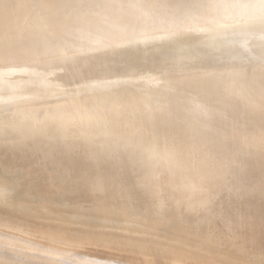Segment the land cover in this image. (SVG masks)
I'll use <instances>...</instances> for the list:
<instances>
[{"label":"rangeland","instance_id":"obj_1","mask_svg":"<svg viewBox=\"0 0 264 264\" xmlns=\"http://www.w3.org/2000/svg\"><path fill=\"white\" fill-rule=\"evenodd\" d=\"M2 1L3 0H1L0 2H2ZM15 1H16V3L13 4L14 6H13L12 10L9 11V14L7 13V15H10V16H7L6 20H8V21L5 22L6 26L4 28H2V31L0 32V39L3 35V37H2L3 39L0 40V52L3 50H6V49L9 52L7 55H4L3 57L1 56V53H0V80H1L0 86L1 85H7V83H8L7 80H9L13 83L12 84L13 86L11 84H9L7 86H9L10 88H14L13 93L22 94L25 91L29 92L30 89H27V90L25 89V91L20 90V88H23L25 85L21 81H23L27 77H30L29 79L36 78V76L34 74L26 75L27 73H25V71H27V70L34 71V72L40 71L43 74L47 75V79L49 78L51 80L55 79V77H56V80H57L56 83L58 85L54 84L55 85L54 86L51 83L46 84L47 79L43 76L44 77V78L42 77L43 79L40 78L36 81V86L38 88L44 90V91L52 92L55 94H52L51 96L39 98V99L29 100L26 102L19 101L18 103H15V104H8L7 103V104H4L3 106L0 105V107H1L0 108V157L3 156L1 151H3V147L5 146L6 143H10V144L13 142H17L20 144L22 143L23 147H25V145H29V148H27V149H29V153H30V151L33 152L31 154L34 155V159L36 158L35 160L36 161L39 160V161L36 162L31 157V159H28L27 162L29 160H30L29 162H32V163L35 162L33 164L38 165V168H40L39 167L40 164H43L39 171H44L46 169V170H49L48 172H52V169H53L52 167H54L53 164L56 163L57 161H59L58 163H60L61 160L64 159V157L68 156V155H66L67 153H64V151H62V150H65L64 145L67 143L66 136L68 135L69 130L64 129V130H61L58 133H55V134L50 135V136H48V135L47 136H41L44 128H47L48 127L47 125L49 124L47 121L42 122L41 118H47L58 107H61L63 105H69V106L71 105V108H72L75 115L79 116L80 114L83 113L84 115H89L90 118L91 117L93 118V121H91V123L83 124V127L81 126V129L84 130V131L82 130V133H81L83 135L87 131V129H89L91 126L93 127V125H94V127L97 128L98 120L109 121V111L112 110L113 108L118 109L119 107H123V108H125L126 111L128 110L127 111L128 113L126 115V117H128V119H136V120L141 122L142 116H141V113L138 112L137 108L135 107L136 102L138 100H141L144 98H148V99H150V101L153 100L154 98H156L159 102L152 103V104L155 105L157 108L161 109V111H162V115H160L159 119L161 121H163L165 119L163 121V122H166L165 123L166 124L165 129H164L165 133L160 128V127H162V125L160 126V125L156 124V125L149 127L148 125H143V123H141V126L139 127L140 129L138 128L139 130H137L136 126L133 127V129L137 130V132L135 131L132 133L133 136L139 135V136H142L145 138L147 135V137L145 138L146 140H152V139L154 140V138L157 137L155 135V133H156L155 131L159 130L158 132H160V133L157 132L156 134H161V132L164 134H168V132L173 133L179 129V128H176L177 124H178L177 127H185V128L197 127L200 130H202L204 133L202 131H201L202 133H199V134H196L195 132H193V133L190 132L184 138V140L185 139L187 140V142H185V144L190 145V146L189 145L188 146L192 149V152H196V150L198 149L197 150L198 154L201 155V153H203V156L201 155L202 156L201 157V156L197 155V152H196V155L199 156V158L205 157L209 161H211V158H212V160H215V159L220 160V159H222V157L224 155H227L229 158L227 160L223 161L225 166L230 167L231 161L233 159V161H234L233 167L235 169H237V171H235L236 172L235 175H233L234 177L227 176L226 179H224L223 181H220L219 183H216V185H215V189H214L213 194H212V196L214 195L212 197L213 200L210 199L211 201H209L208 204L212 205L211 203H212V201L216 200L215 196L218 193L219 196L217 195V199L220 200V202H221V203L219 202L220 207H218L219 204H216L218 202V201H216L214 203L217 206V208H215V206H214V208H212V206L214 205V203H213V205L210 206L211 208L207 204L206 209L203 210V211H208L210 208L209 211H211V209H214L213 213H212V211L211 212L208 211L209 213L205 212V217H206L205 223L207 222V225H208V222H209V221H207V218H208L209 220L215 222L216 224L214 223L215 225H212L213 222H212V224H211V222H209L211 224V225L209 224L211 226V228H210V226H207V225H204V226H207L208 227L207 229H210V232H209V230L205 229L204 231L203 230L198 231V232L196 231L197 234H195V235H191V233L189 232V228H191V227H190V225H188L186 230H188V232H189L188 236L191 239L188 238L190 241H187V242H190V244H189L190 246L194 245L193 242H197L198 244L200 242L199 246L203 245L205 248L208 246V244H210L209 247L210 246L211 247L210 248L207 247L206 250L203 249L204 248L203 246H202V248L196 247L197 250L199 248L201 249V250L199 249L200 251L196 250V252L199 253L201 260L204 261L206 259L205 264H207L208 261H209V264H211V263L218 264V263H220V261H221L220 264H223L222 261H225L226 263L228 262V264H229L231 260H232V262H231L232 264H233V262L235 264L238 261L239 262L236 264H242L241 261H243L244 264H260L261 262L264 264V252L260 246L261 243L264 242V237H263L264 232H262V230L264 231V226H262V225H264V223H263L264 218L261 216L262 213L264 212V208H263L264 207V201H263L264 198L262 197L263 194H262L261 190L257 187L258 186L257 182L259 180L258 164H259L260 159H261L260 153L264 151V145H263L264 142H262V141H264V132H263L264 131V125H261L255 129L249 123L255 115V114H253V111H252L253 106L258 105L259 110L264 111V109H263L264 108V99L262 98V97H264V94H263L264 93V64H263L264 57H262V58L254 57L253 58V55H251V48L249 45L250 42H252V41H258V40L264 41V31H263L264 28H260V30H262V31H259V29L257 28L259 26H255V24H251L254 22V19H257L258 17L264 21V14L255 15V14L250 13L247 15V14L243 13V11L241 10L243 8V6L241 4L236 6V7H233L234 10L232 12L227 13L226 10L224 9L225 7H222V5H221L223 3L218 2V0L216 2H212L213 0H206V1L202 0L203 4L199 0L201 2V5H203V7L201 5L198 6L200 8L197 7L196 9H194L195 13L192 12L191 13L192 15L187 14L188 16H186V13L184 12V11H186L184 8H186L187 6L186 7H184V6L186 5V3H188L189 1H192V0H185V1L184 0H163L164 2L162 0L161 1L160 0H140V5H138V6L136 5V1H138V0H135V2H132L133 0H125L123 3H120V4L117 3L118 0H101V1L100 0H78V1L77 0H67V1H65L63 3H59V4H58L57 0H38V3H35V1L37 2V0H35V1H33V0H27V1L19 0L22 2L21 3L18 2V4H17L18 0H15ZM223 1L231 2L233 0H223ZM10 2H12V0H10ZM25 2H27V3H25ZM2 3H0V7L2 6L1 5ZM29 3L32 5L35 4L34 5L35 7L31 6ZM39 3H41L42 5ZM157 3H159V4H157ZM163 3H164V5H163ZM166 3L168 5H166ZM183 3H184V5H183ZM21 4H24V6ZM26 4L28 7L26 6ZM172 4H174V5H172ZM204 4H205V7H204ZM53 6H55V7H53ZM70 6H72V7H70ZM114 6H117L116 7L117 11L116 10L114 11V9H112ZM167 6H170L174 11L170 7H167ZM172 6H175L177 10ZM180 6H182V7H180ZM2 7L0 8V14L4 13L3 15H5L6 7H4V5ZM16 7H17V9H16ZM18 7L19 8L22 7V8H20V10H19ZM69 7L71 9H68ZM159 7L162 9H160ZM26 8H28V9H26ZM21 9H23V10H21ZM30 9L33 10L32 13L30 12ZM166 9L172 10V12L167 11ZM179 9H180V11H179ZM1 10H4L5 12L1 11ZM25 10H27V11H25ZM137 10H139L140 12L137 13L136 12ZM35 11H36V13H35ZM95 11H96V14H95ZM162 11H164V12L161 14ZM182 11L185 14H183ZM167 12H169V13H167ZM18 13L20 14V16ZM88 13L90 15H88ZM126 14H128V15H126ZM172 14H173V16H172ZM82 15H83V17H81ZM182 15H184V16H182ZM77 16L78 17L80 16V17L78 18ZM176 16H179L181 18L180 19L181 21L177 22V20H176L177 23H175V24L173 22H170V20L175 18ZM9 17H11V18L9 19ZM87 17H89V18H87ZM86 19H89V20H86ZM82 20H83V23H82ZM183 20H185V21H183ZM87 21H89V23ZM39 22H42V23L40 24ZM22 23H25V24H22ZM84 23H85V25H84ZM52 26H53V28H52ZM82 26L85 27L84 28L85 31H83ZM43 27H44V29H43ZM77 29H81V30L78 31ZM201 29H204V30H201ZM76 30L78 32H76ZM73 31H75V32L73 33ZM80 31L82 32V35L80 34L81 33ZM55 32H58V33H55ZM83 33H86V35ZM63 34L64 35L66 34L65 37L67 35L68 36L65 38ZM172 35H174V36H172ZM5 36H7V37H5ZM54 37H56V38H54ZM171 37H173V38L174 37H176V38L181 37V40L178 41V40H176V38H174L175 41H170ZM45 38H47V39L45 40ZM51 38L54 39L55 42L56 41L59 42V40H60V42L61 41L62 42L59 44H58V42L56 44H54L55 42L53 40H51ZM7 39H9V40H7ZM156 39H159L160 42H158L159 43L158 45L153 47L154 40H156ZM47 41H48V43L49 42H51V43L46 44ZM111 41H112V43H111ZM44 44H46V45H44ZM240 44H244V45H242L243 47H240ZM57 45H59V46H57ZM44 46H45V48H44ZM49 47L51 48L50 52H49V50H47V49H49ZM26 48H27V50H26ZM30 49H31V51H29ZM52 49H53V51H52ZM103 49L104 50L106 49V50L104 51ZM33 50H34V52H33ZM45 50H47V51H45ZM58 50H59L60 54H59V52H57ZM64 50H66L67 52L65 51L63 53ZM68 50H70L71 52ZM113 50H115V51H113ZM36 51L39 53H37ZM90 51H92L91 52L92 54L90 53ZM99 51H102V52H99ZM124 51H126V52H124ZM123 53H126V54L123 56ZM19 54H21L22 56L20 55L21 56L20 57ZM30 54L31 55L34 54L33 57H31ZM84 54L86 55L85 58H84V56H85ZM11 55L12 56L17 55L18 57L15 56L13 58ZM7 56H8V59H7ZM23 56H24V58H22ZM11 57H12V59H11ZM19 57H20V60H19ZM42 57H43V60H42ZM119 57H120V59H119ZM2 58H4V59H2ZM82 59L84 61L83 62L84 67H81V70H78V67H76L77 69L75 68L74 71L78 70L77 74H75L73 71H68L67 67L70 68L72 65H74V66L78 65L77 63L79 62V60L81 61ZM76 60H77V63H76ZM114 61H115V63H114ZM233 62H235V63H233ZM116 63H119V64H116ZM229 63H231V64H229ZM224 64H226V65H224ZM185 65H187L188 67ZM189 65H190V67H189ZM210 65L214 66L215 68L214 67L208 68V67H211ZM250 65H252V66H250ZM202 66H203V68H202ZM205 66H207V67H205ZM61 67L65 68V69H62ZM59 69H61V70H59ZM165 69H168V72ZM169 70H171V71H169ZM159 72H160V74H158ZM110 74H112L113 77H110ZM135 74L139 75V76L137 75L138 79H136L137 76ZM143 75H145V76H143ZM58 76H61L62 78L58 77ZM107 76H108V78L114 79L113 80L114 82H111L112 84L110 82L108 84H107V82H105L99 86L98 85H91L92 87L90 86L89 82L94 81V80L99 79V78H100V80H102V78L105 79ZM135 76H136V78H135ZM152 76H154V77H152ZM81 77H83L82 81H81ZM125 77H128L130 79L124 80L123 78H125ZM139 77H140V80H139ZM143 77H144V81H143ZM78 78H80L79 82H77ZM151 78H153V80ZM130 80H132V81H130ZM129 81H130V83H129ZM257 81H259V82H257ZM135 82L136 83L139 82V85H142V84L146 85V87L145 86H139ZM145 82L146 83L150 82V83L145 84ZM73 83H75L76 85H74ZM149 84H152L153 86L149 85ZM49 86H50V89H49ZM72 86H73L74 90L72 89ZM96 86H97V88H96ZM104 86H105V88H104ZM256 86L258 87L259 92H258ZM138 87L141 89H139ZM142 87H144V88H142ZM67 88H68V91H67ZM80 88H82V89L84 88V89L80 90ZM254 89H255V91H254ZM251 93L253 94V96L255 95L256 97H254V98L250 97L252 95ZM261 94H262V96H261ZM236 96L238 97L239 102H233V100H235ZM247 96H249V97H247ZM97 98H100L98 103H94V100ZM226 98H227V103H225ZM239 98H241V99H239ZM249 98H251V99L249 100ZM253 99H255V100H253ZM256 99L257 100L259 99V100L256 101ZM229 100L231 102V103L229 102L230 105L228 104ZM248 102H250V103H248ZM34 104H36L37 108ZM246 105H248L249 108H248V106L246 107ZM2 108H5V109H3L5 112L4 111L1 112ZM34 108H36V109H34ZM246 108H248L249 110ZM189 109L191 110V112ZM36 111H37V113H36ZM187 111H188V114L186 113ZM12 112H13V114H11ZM203 112L206 115V119L207 118L209 119V120L207 119L208 121L205 120V122L207 121V123H205L204 121H202L200 119V116ZM241 112H242V117H241ZM34 113L36 115H34ZM190 113H191V115H190ZM177 114H179V115H177ZM181 114H184V115L187 114V116H184ZM180 115H181V117H180ZM33 116L34 117L36 116L35 117L36 119ZM183 116L186 118H184ZM126 117L125 116L119 117V122L122 124H125ZM182 118L184 119L183 121L185 122V124L183 121H181ZM59 119L61 120L62 118H59ZM239 119H242V120H239ZM3 120H4L5 125L2 122ZM12 120H14V122ZM176 120H177V122H176ZM243 120H246V121L244 122ZM21 121H23V122H21ZM31 121H34V122L36 121L35 122L36 126H31V125H34V122L32 123ZM228 121H229V123H228ZM236 121H238L239 123ZM59 123H61V122H59ZM135 123H137V122H135ZM198 123H200V124H198ZM210 123L212 125L211 127H209ZM230 123L233 125H231ZM242 123H244V124L242 125ZM26 125L28 126V128L26 127ZM133 125H135V124H133ZM206 125H208V126H206ZM214 125H215V127H214ZM234 125H236V126H234ZM147 126H148V128H146ZM167 126H168V128H166ZM25 127L28 130H30L32 127H34L35 129L32 128L34 130L31 129V132H32L31 133L27 129H26V131H24ZM208 128H210V129L208 130ZM12 129H13V132L15 130H17L18 133H16V131L13 133ZM228 129L229 130L234 129L235 131L238 130V133H237L238 137H240L241 138L240 140L244 142V145L241 146V148L238 150V152L236 151L237 152V154H235L236 156L233 154L231 155L230 149H228L227 151H221L222 154L219 150H217V144L219 145L222 142L227 143V144L229 143V146L232 145L231 140L229 141L225 137V133L227 132ZM6 130H9V131L6 132ZM147 130L149 131V133H152V134L150 135ZM20 131L22 133L21 135H20ZM166 131H167V133H166ZM23 132H25V133L23 134ZM26 132L27 133L29 132L31 134H29V133L27 134ZM262 132H263V135H262ZM94 133H93L94 134L93 136H101V133L97 130L94 131ZM25 134H26V137L28 135V141H27V138L25 136H23ZM34 134H36V135H34ZM200 134H202V137ZM116 135H120V134H116ZM261 135H262V137H261ZM63 136H64V138H63ZM150 136H152V137H150ZM214 136H215V138H214ZM30 138L31 139L34 138L35 140L34 139L33 140L35 142L33 140H31ZM38 138H39V140H38ZM83 138L82 139L77 138V139H73L72 141H69L71 148L73 149L74 145H77L76 143H78L79 145L83 146V148H85V151L88 150L91 153L90 158L93 157L92 158L93 160L91 159L90 161L96 162V163L89 162V165L86 164L81 168H80V166H78V169H77V166H76V168L74 166L76 164H74V165L72 164L73 162H71L72 165L70 164L68 167H63V168L61 167L60 170L63 169V172L66 173V174H62L61 181L62 182H70L73 180V182H74L77 179L79 184H81L82 182H89V185H92V186L90 188H88V190L93 192V190L97 191V189L99 188L98 185L94 184L96 181V173L105 172L108 168H110L109 163L112 164V162H115L118 159V157L119 158L123 157L127 152H126V150L120 151V152L114 150L112 148L113 145H111L114 142L113 139L112 140L111 139L110 140L105 139L104 141H95V142L91 141L90 144L86 145L88 140L82 142ZM199 138H200V140H199ZM212 138L213 139L218 138V139L213 141ZM22 139H25V142H26L25 145H24V141H22ZM64 140H65V142H63ZM108 141H109V143H108ZM202 141H204L203 144H202ZM30 142H31V144H30ZM32 142L34 144H32ZM190 142L195 144V146L192 145V143L190 144ZM2 143H4V144H2ZM81 143H83V144H81ZM197 143H199L201 146H197L196 145ZM206 143H207V146L209 148L206 146ZM212 143H213V145H211ZM30 145H32V146L30 147ZM204 145L207 147V149H205L206 147L205 148L203 147ZM47 146H48V148H47ZM62 147H63V149H62ZM198 147L200 148V150ZM202 147L205 150H203ZM18 148L19 147H7V150L9 149L11 151L12 157L14 156L13 159H16V160H17V157L20 155L18 153H19V150L21 148L20 149H18ZM246 148L248 149V151H246ZM15 149H17V150H15ZM79 149L82 150V147L81 148L79 147ZM15 152L17 153V155ZM205 152H207V153H205ZM210 152L213 153V154L211 153L213 156H210L211 155ZM204 153L206 156L204 155ZM193 154H195V153H193ZM207 154H208L209 158L207 157ZM36 155H37V157H35ZM94 155L97 157V159H99V161L101 160L100 158H102L103 162L105 164L107 163L106 165H109V167L104 165L102 161H100L101 163L98 160H97L98 162L94 161V159L96 160ZM214 155H215V159L213 158ZM104 156H105V158H104ZM41 157H42V159H41ZM0 159H2V158H0ZM206 159H203V160H205L204 162H208V160H206ZM46 160L48 162L47 167L43 168V166L46 165V162H45ZM137 160L136 161L133 160L135 163L134 162L130 163L129 168L128 167L124 168V171H125V169H127L125 172L123 171V169L122 170L121 169H116V170L114 169V171L117 173H120V174H124V173L129 174L133 179H137L138 181H140V179H142L146 176L153 174L154 169L151 166H145L144 168L138 170L137 165L139 163H141V160L140 159L138 161ZM49 162H51V164H49ZM201 162H202V164H204L203 161H201ZM24 163H26V162L24 161ZM24 163L21 162L19 164L21 166ZM97 163H98V165H97ZM6 165H7V163H4V161H0V171L1 172L4 171V169H7ZM17 165H18V163H17ZM20 166L15 167L14 170L17 171L20 168H22ZM65 168H66V171L64 170ZM14 170H12V171L8 170V174H5L7 179L11 178V180H12V178H13V180L15 181L14 177L16 178L17 175L14 174ZM131 170H134L136 173L134 171H132V173H131L130 172ZM12 173H13L12 176H14V177H11ZM136 174H138L139 176ZM66 176L70 177L71 179L70 178L68 179ZM80 180H82V181H80ZM77 181H76V183H78ZM232 183L234 184V187H233ZM248 190L250 192L247 193ZM234 191H236V192H234ZM232 193H233V195H232ZM228 194L230 195L231 198L229 197ZM257 195H259V196H257ZM236 196H238L240 198V201L243 200L242 203L240 202L242 205L240 203H238L239 200L238 201L234 200L235 203H233V199H236V198L239 199ZM244 196L248 200L249 206L251 208L248 206V202H247V200H245ZM241 197H242V199H241ZM225 199H231L229 201L230 202L232 201V203H229V201L225 200ZM252 199L255 202L259 201L258 203H256L257 205L254 204ZM222 200H225L224 201L225 203ZM226 202H228L230 205ZM261 202H262V204H261ZM243 203H244V205H243ZM222 204H223V206L228 204L227 206H229V207H227V209H226L227 211L225 210L226 206H224V208H223V206H221ZM231 204L233 207H230ZM233 204H235V205L239 204V205H241L242 208L243 207L246 208L244 210H246V212H245L246 214L248 212L247 216H249V217H247L246 214H243L244 210L242 208H241V211H242L241 212L240 208H238L239 206L237 205L236 207H234ZM17 205H19L18 200H15V199L11 200L10 198L6 199L4 196H2L0 198V215L3 214V215H1V216H3V220L6 218L5 220L10 222V223H7L4 220L3 225L5 227L0 226V236L7 238V239H11V240L16 239L17 241L10 243L12 245L17 243L19 245L28 246V247H32V248L34 246H36L33 249L36 251L38 250L40 253H42V252L43 253L44 252L53 253V250H55V252L58 250L61 254L63 252H65V254L68 253L67 255H69V256H74L75 252H76V255H77V253L81 255L83 252H85V253L87 252L88 256H87V253L86 254L83 253L81 255L83 257H79L80 260H81V258L83 260V261L81 260L82 261L81 264H84V263L89 264V262L93 263V264L94 263L95 264H106V263L110 264L111 261L113 264H120V263L121 264H123V263L124 264L125 263L126 264H132V263L133 264H155L154 261L151 260L152 258H150V256H146L145 259L147 260V262H142L144 260L139 259V257H137V256H136L137 257V259H136L135 256H132L130 254H129L130 256L128 255L129 257H127L126 256L127 254H125V253H120L121 255H119V252L113 253L112 251L108 250V248L105 249V247H103L104 244H109L110 242L109 243L102 242L101 239L100 238L98 239L97 237L96 238L98 240L94 239L95 241L94 240L93 241L94 242H101V247H103L105 250L100 248L99 246L98 247L100 249L97 250L98 247H97V245H94V244H87L88 245V247H87V245L85 243L84 244L82 242L80 243V241H78L80 244H79V246H77L78 244H77L76 239L73 240L72 242H70L72 239H70V238L67 239L64 236H61V238H60V235L58 236V235H55L54 233H52L51 234L52 236H51V235H49L51 231L53 232V231L59 229L57 227V225L55 224V222H52L54 224L49 223L51 221H54L53 220L54 218H51L47 223L46 220H43V219L40 220V218H33L32 217L34 220L33 221L32 218L29 217L28 214H26V218L28 217V219H26L25 215L23 216V212H19L17 210ZM24 206L30 208V206H34V205H32V203L31 204L27 203V204H24ZM260 206H262L263 209ZM207 207H209V208H207ZM254 207H256V210H258L260 212L262 210L263 211L260 213V212L255 210L256 211V213H255ZM222 209H224V210H222ZM231 209H232V212L230 211ZM250 209H251V211H250ZM217 210L218 211L222 210V212L224 211V213L228 212L227 214L229 216L228 215L224 216V214L222 212L218 213ZM234 210H236V211L238 210L237 213H235L236 211H234ZM214 211H215V213L217 212L219 215L217 213L215 215ZM230 212L232 213V215H230L231 214ZM233 212H234V214H233ZM239 212H241V213H239ZM197 213H199V212H197ZM221 213L223 214L222 216H220ZM130 214L132 217L127 218L126 221L129 222L130 224L136 223L135 222V219H136L135 216L137 214V211L132 210V213H130ZM210 214H212V216L214 214V216H216V219L214 218V216H213V218H210V216H211ZM250 214H252V215H250ZM255 214H257V216H255ZM217 215L219 218L221 217L220 218L221 222H223L222 219H224L225 217H229V218H226L227 220L232 218L234 215H236V217H233L235 219V221L233 218H232V220H230L231 222L228 220L229 223H227L226 219H224V221H226L227 224H225L223 222L222 223L223 226H221L222 225L221 223L216 222L218 219ZM240 216H241V219H240ZM242 217L246 218L248 222L250 220L252 222H254V223L251 222L252 226H254V227H252L250 225L251 223H246L247 222L246 219L244 220V222L246 221L245 224H243V221L241 222ZM255 217L257 219V223L259 224V228L257 230L260 231L262 229L261 233H259V231L255 230V228L258 227V226L254 225L256 223ZM251 218H253L255 221H253V219H251ZM0 219L2 220V217ZM1 220H0V222L2 224L3 220L2 221ZM19 220H21L20 222H22L23 224L20 223ZM26 221H28V223ZM36 221L39 223H37ZM41 221H45V222H41ZM232 221H234V222H232ZM5 222L11 228L6 227L7 224ZM11 222H14L15 225L17 226V228L20 227L21 231L19 230L20 228L19 229L14 228L16 226H13L14 223L12 224ZM24 222H25V224H24ZM117 222L119 223L120 221H117ZM16 223H18V224H16ZM29 223L31 225H28V226H30V227L33 226L34 230L29 227L31 230L26 228L27 231L29 230L28 231L29 233H25L26 230L24 232H22L23 231L22 230L23 225L25 228V225L27 227V224H29ZM153 223H154V221L152 222V225L155 226V224H153ZM230 223H233L232 226ZM237 223H239L240 226L237 225ZM19 224H21L22 227H21V225L19 226ZM33 224L38 225V226H36V229H35V226ZM76 224L78 225V223H76ZM146 224H147V222H146ZM70 225L71 224H69V226ZM72 225H74V222H72ZM228 225H229V227L230 226L232 227V228L230 227L231 229H233V227H234L235 229H233V231H237V233L233 232L229 227H227ZM234 225L235 226L237 225V226L235 227ZM247 225L248 226L250 225V226L248 228H244V227H247ZM212 226H214L215 230L212 229L213 228ZM219 226L220 227L225 226L224 228H226V230H227V228L229 230H231L232 232L228 231V230H227V232L232 233L234 235V237L232 234H231L232 236L229 235V233L227 234V232L225 230L223 231L224 228L219 229L218 228ZM239 227L242 228V230L239 229ZM40 228H42V229L40 230ZM162 228L163 227H161V229ZM49 229H51V230H49ZM67 229H71V227H68ZM243 229H244V231H243ZM251 229L252 230L254 229V230L252 231ZM32 230L34 231V234L32 233L33 236L32 235L30 236L29 234H31ZM43 230L44 231L49 230L48 231L49 234L47 232V235H46V231L44 232L45 233L44 234ZM183 230L181 232L180 231L177 232V235H179V234L184 235ZM221 230L223 232H221ZM41 231H42V233H41ZM205 231H207V233ZM213 231H215L214 234L217 237H215V235L213 234ZM240 231L244 232L245 234L243 233L244 235H242ZM251 231H252V234H250ZM18 233H19V235H18ZM106 233H105V237L109 238V236H111L110 235L111 233H108V234H106ZM222 233H224L223 236H222ZM247 233L249 234V236ZM253 233L255 234V236L253 235ZM258 233H259V236L261 234V237H263V238L256 235ZM35 234H40V235H38V237H35L36 236ZM41 234H44L47 239H48V237H50L51 241L54 240L53 238H55L56 240H54V242L52 241L53 243H51L50 240H46V238L44 236H42ZM225 234L227 237L225 236ZM235 234L237 236H235ZM238 234H239V236L240 235L243 236V238H241V236H240V238L237 239L236 237H238ZM20 235H21V237H20ZM24 235L27 237V239ZM219 235H221L222 239H221V237H219ZM252 235L254 236V238ZM39 236L41 238L42 237L43 238L41 239V238H39ZM55 236H57V237H55ZM247 236L248 237L252 236V237H250L251 242H250V239L247 240L248 239ZM256 236H258L257 239H256ZM168 237L170 239H172L171 234ZM229 237L230 238L233 237L236 239L233 240V238L230 239ZM31 238L33 240H31ZM57 238H59L58 239L59 241L61 239H62V241H64V240L67 241L68 245H70L68 243V241L70 239L69 242L71 243V246L69 247L66 244H64L65 246H63L62 242H61L62 244H60L58 246ZM225 238H228V240ZM258 238L260 241L259 242L255 241V239L258 240ZM35 239H37V240H35ZM112 239H113V237H112ZM132 239L135 241L138 240L137 237H133ZM219 239H221V240H219ZM23 240H24V242H23ZM116 240H117V242H121V237L117 236ZM183 240H186V239H183ZM225 240H227V241L225 242ZM235 240H237V242ZM45 241H47V242H45ZM74 241H76V242H74ZM223 241H224V243H223ZM241 241L242 242L244 241L247 244L250 242L249 244H251V245H249V246H251V249L252 248L253 249L251 250V249H249V247L247 249H249V251L251 250L253 253H250L251 251L249 252L247 249H245L248 245H246V243H244V242L242 243ZM254 241H255V243L258 242L260 244L259 245L257 243L256 245L260 246V247H258V246L257 247L260 248L261 251L259 249L257 251L254 250V249H257V247L253 246ZM73 242L76 243L77 245H74ZM140 242H142V241L139 240L137 243H140ZM34 243H36V244H34ZM72 243H73V246H72ZM231 243L234 244L235 246L232 245ZM45 244H47V245H45ZM238 244H240L242 248L241 247L239 248L240 245H238ZM242 244H243V246H242ZM50 245H51V247H50ZM91 245H94V248L91 247ZM245 245H246V247H245ZM162 246H164L165 248L168 246L171 249V246L168 244L163 243ZM49 247L53 248V249H50ZM89 247H91L93 249H91V248L89 249ZM96 247H97V249H96ZM168 247L166 249H169ZM220 247H221V249H220ZM263 247H264V243L262 244V248ZM57 248H59V249H57ZM80 248H82V249H80ZM190 248L195 249V247H190ZM49 249L52 251H49ZM64 249H66V250H64ZM202 249L206 252L207 255H208L207 250H211V252L209 251L210 252L209 256L211 254H212L211 255L212 257L215 255L216 258H220V256H221V258H220L221 260L218 259V260H220V261H218L215 257H214L215 259L214 258L212 259L209 256L205 257L204 256L205 252L202 251ZM60 250H62V251H60ZM69 251H71V252H69ZM108 251H110V253L111 252L112 253L110 254ZM217 251L220 254H218ZM223 251H225V253H223ZM254 251H256V253H258V251H260V252L258 254H256V253H254ZM57 252H56V254H57ZM72 254H74V255H72ZM94 254L97 255V260H96V258L93 257V256L96 257V255H94ZM113 254L116 255L117 257L115 256L113 258ZM222 254H225L228 256L227 257L225 255L222 256ZM250 254H252V255H250ZM51 255L52 254H50V256ZM57 255H56L57 257L55 256L56 258H58L60 256L59 254H57ZM105 255H107V256H105ZM52 256H51V258H52ZM89 256L93 257L95 260L94 259L92 260V258L89 259L88 258ZM121 256H123V257L121 258ZM125 256H126V258H125ZM251 256H253L254 258ZM258 256H259V258H258ZM55 257H53V258H55ZM85 257H87L88 260ZM207 257H209V258H207ZM225 257L228 259H226ZM222 258H224V259H222ZM244 258L246 260L248 258L249 259L246 262V260ZM99 259H101L102 261ZM104 259H105V261H104ZM107 259H108V261L111 259L110 262H108ZM125 259L127 262L125 261ZM116 260H117V263H116ZM213 260H215V261H213ZM235 260H237V261H235ZM251 260H252V263H251ZM95 261L98 263H96ZM253 261H257L258 263L253 262ZM225 262H224V264H225Z\"/></svg>","mask_w":264,"mask_h":264},{"label":"bare ground","instance_id":"obj_2","mask_svg":"<svg viewBox=\"0 0 264 264\" xmlns=\"http://www.w3.org/2000/svg\"><path fill=\"white\" fill-rule=\"evenodd\" d=\"M1 1V0H0ZM27 1V0H25ZM35 1V0H33ZM67 0H57L58 4L59 3H63ZM78 1V0H77ZM101 1V0H100ZM99 1V2H100ZM119 1V2H118ZM117 3H123L125 0H118ZM161 1V0H160ZM163 1V0H162ZM185 1V0H184ZM194 1V2H193ZM202 2V0H200ZM199 0H192V1H189L188 3H186V5L184 8L186 11H184L186 13V16H188L189 14L192 15L191 13L194 12L198 6L201 5V2ZM206 1V0H205ZM217 0H213L212 2H216ZM3 2V3H2ZM1 5L4 7H6V12L4 10H1V11H4L5 12V15L3 14H0V32L2 31V28H4L6 25V20L7 19V16H10V15H7V13L9 14V11L12 10L13 8V4L16 3L15 0H12V2H10V0H3ZM21 3L22 1H17V4ZM132 2H135V0H133ZM164 2V1H163ZM218 2H221L223 4L222 7H225L224 9L226 10L227 13H230L234 10L233 7H236L238 5H242L243 8L241 9L243 11V13L245 14H255V15H262L264 14V0H233L231 2H225L223 0H218ZM27 3V2H25ZM31 3V2H30ZM29 3V4H30ZM35 3H38V0L37 2L35 1ZM43 3V2H42ZM67 3V2H66ZM71 3V2H70ZM69 3V4H70ZM86 3V2H85ZM84 3V4H85ZM101 3V2H100ZM168 3V2H167ZM166 3V5H168ZM28 4V5H29ZM41 4V3H39ZM102 4V3H101ZM100 4V5H101ZM159 4V3H157ZM203 4V2H202ZM6 5V6H5ZM20 5V4H19ZM24 6V4H21ZM31 6H34L32 4H30ZM37 5V4H36ZM42 5V4H41ZM44 5V4H43ZM55 5V4H54ZM136 5H140V0L136 1ZM164 5V3H163ZM162 5V6H163ZM174 5V4H172ZM177 5V4H176ZM175 5V6H176ZM182 5V4H181ZM184 5V3H183ZM219 5V4H218ZM1 6V7H2ZM16 6V5H15ZM27 6V4H26ZM56 6V5H55ZM53 6V7H55ZM75 6V5H74ZM73 6V7H74ZM160 6V5H159ZM175 6H172L176 9ZM203 7V5H201ZM0 7V8H1ZM28 7V6H27ZM35 7V6H34ZM40 7V6H39ZM45 7V6H44ZM43 7V8H44ZM72 7V6H70ZM68 8V9H71V8ZM116 7L117 6H114L112 9H114V11L116 10ZM166 7V6H165ZM167 7H170V6H167ZM182 7V6H180ZM204 7H205V4H204ZM3 8V7H2ZM19 8V7H18ZM22 8V7H20ZM19 8V10H20ZM37 8V7H36ZM105 8V7H104ZM135 8V7H134ZM160 8V7H159ZM171 8V7H170ZM200 8V7H198ZM17 9V7H16ZM25 9V8H24ZM28 9V8H26ZM33 9V8H32ZM30 9V12L32 13V10ZM40 9V8H39ZM90 9V8H89ZM96 9V8H95ZM162 9V8H160ZM172 9V8H171ZM237 9V8H236ZM23 10V9H21ZM94 10V9H93ZM100 10V9H99ZM167 11H170L172 12V10H169V9H166ZM177 10V9H176ZM175 10V11H176ZM15 11V10H14ZM18 11V10H17ZM16 11V12H17ZM27 11V10H25ZM29 11V10H28ZM117 11V10H116ZM174 11V10H173ZM180 11V9H179ZM182 11V12H183ZM15 12V13H16ZM42 12V11H41ZM137 13L140 12L139 10L136 11ZM160 12V11H159ZM164 11L161 12V14L163 13ZM177 12V11H176ZM183 12V14H185ZM197 12V11H196ZM13 13V12H12ZM20 13V12H19ZM18 13V14H19ZM30 13V14H31ZM36 13V11H35ZM93 13V12H92ZM100 13V12H99ZM135 13V12H134ZM169 13V12H167ZM179 13V12H178ZM181 13V12H180ZM195 13V12H194ZM11 14V13H10ZM14 14V13H13ZM95 14H96V11H95ZM114 14V13H113ZM129 14V13H128ZM126 14V15H128ZM176 14V13H175ZM182 14V13H181ZM188 14V15H187ZM37 15V14H36ZM35 15V16H36ZM86 15V14H85ZM88 15H90L88 13ZM197 15V14H196ZM12 16V15H11ZM20 16V14H19ZM18 16V17H19ZM173 16V14H172ZM184 16V15H182ZM185 16V17H186ZM195 16V15H194ZM37 17V16H36ZM78 17V16H77ZM80 17V16H79ZM78 17V18H79ZM83 17V15L81 16ZM86 17V16H85ZM11 17H9L10 19ZM89 18V17H87ZM167 18V17H166ZM30 19V18H29ZM32 19V18H31ZM37 19V18H36ZM161 19V18H160ZM174 19V20H173ZM170 20V22H173L174 24L177 23L178 21H181L180 17L179 16H176L175 18H173ZM79 20V19H78ZM86 20H89V19H86ZM92 20V19H91ZM90 20V21H91ZM177 20V22H176ZM39 21V20H38ZM185 21V20H183ZM51 22V21H50ZM81 22V21H80ZM79 22V23H80ZM85 22V21H84ZM89 23V21H87ZM190 22V21H189ZM8 23V22H7ZM40 24L42 22H39ZM47 23V22H46ZM82 23H83V20H82ZM22 24H25V23H22ZM36 24V23H35ZM49 24V23H48ZM53 24V23H52ZM251 24H255V26H259L257 27L259 29V31H262L260 30V28H264V21L262 19H260L259 17L257 19H254V22L251 23ZM82 25V24H81ZM85 25V23H84ZM190 25V24H189ZM8 26V25H7ZM48 26V25H47ZM50 26V25H49ZM54 26V25H53ZM52 26V28H53ZM10 27V26H9ZM83 27V26H82ZM25 28V27H24ZM42 28V27H41ZM85 27H83V31ZM27 29V28H26ZM44 29V27H43ZM205 29V28H204ZM204 29H201V30H204ZM48 30V29H47ZM56 30V29H55ZM78 31L81 30V29H77ZM76 30V32H78ZM88 30V29H87ZM95 30V29H94ZM264 31V29H263ZM28 32V31H27ZM72 32V31H71ZM75 31H73L74 33ZM81 32V31H80ZM87 32V31H86ZM191 32V31H190ZM55 33H58V32H55ZM90 33V32H89ZM61 34V33H60ZM82 35V32L80 33ZM86 35V33H83ZM56 35V34H55ZM64 35V34H63ZM66 35V34H65ZM64 35V37H65ZM89 35V34H88ZM92 35V34H91ZM14 36V35H13ZM68 36V35H67ZM66 36V37H67ZM75 36V35H74ZM159 36V35H158ZM174 36V35H172ZM3 37V35H2ZM1 37V39H3ZM7 37V36H5ZM45 37V36H44ZM57 37V36H56ZM54 37V38H56ZM63 37V38H64ZM65 37V38H66ZM162 37V36H161ZM48 38V37H47ZM45 38V40L47 39ZM53 38V37H52ZM54 41V39H52ZM59 38V37H58ZM114 38V37H113ZM153 38V37H152ZM176 38V37H174ZM173 37H171L170 41H175ZM0 39V40H1ZM9 40V39H7ZM16 40V39H15ZM49 40V39H48ZM106 40V39H105ZM176 40H181V37H177ZM50 41V40H49ZM64 41V40H63ZM108 41V40H107ZM55 42V41H54ZM58 41H56L54 44H56ZM62 42V41H61ZM60 40L58 42L61 43ZM65 42V41H64ZM160 42L159 39H156L154 40V43H153V47H155L156 45H158ZM169 42V41H168ZM5 43V42H4ZM45 43V42H44ZM51 43V42H49ZM48 41L46 44H49ZM112 43V41H111ZM44 44V45H46ZM107 44V43H106ZM25 45V44H24ZM108 45V44H107ZM242 45L244 44H240V47H243ZM250 48H251V55H253V58L254 57H259V58H262L264 57V41L262 40H258V41H252L250 42ZM8 46V45H7ZM59 46V45H57ZM27 47V46H26ZM47 47V46H46ZM107 47V46H106ZM110 47V46H109ZM45 48V46H44ZM57 48V47H56ZM32 49V48H31ZM31 49L29 51H31ZM37 49V48H36ZM39 49V48H38ZM73 49V48H72ZM27 50V48H26ZM35 50V49H34ZM33 50V52H34ZM51 50V48L49 47V49ZM45 50V51H47ZM71 50V49H70ZM68 50V51H70ZM104 50V49H103ZM106 50V49H105ZM104 50V51H105ZM117 50V49H116ZM40 51V50H39ZM44 51V50H43ZM53 51V49H52ZM66 50L63 51V53L65 52ZM103 51V52H104ZM108 51V50H107ZM115 51V50H113ZM17 52V51H16ZM37 52V51H36ZM35 52V53H36ZM41 52V51H40ZM55 52V51H54ZM59 52V50L57 51ZM62 52V51H61ZM67 52V51H66ZM71 52V51H70ZM92 51H90L91 53ZM94 52V51H93ZM99 52H102V51H99ZM117 52V51H116ZM126 52V51H124ZM1 53V56L3 57L4 55H7L9 52L8 50H3L0 52ZM31 53V52H30ZM34 53V54H35ZM39 53V52H37ZM53 53V52H52ZM96 53V52H95ZM34 54H30L31 57H33ZM56 54V53H55ZM54 54V55H55ZM58 54V53H57ZM60 54V52H59ZM62 54V53H61ZM92 54V53H91ZM126 53H123V56L125 55ZM21 54H19L20 56ZM25 55V54H24ZM53 55V56H54ZM85 55V54H84ZM12 56V55H11ZM18 57L17 55H14L12 56L13 58L14 57ZM22 56V55H21ZM20 56V57H21ZM50 56V55H49ZM108 56V55H107ZM11 57V59H12ZM20 57H19V60H20ZM26 57V56H25ZM86 57V55L84 56V58ZM24 58V56L22 57ZM46 58V57H45ZM81 58V57H80ZM83 58V57H82ZM4 59V58H2ZM7 59H8V56H7ZM38 59V58H37ZM87 59V58H86ZM113 59V58H112ZM120 59V57H119ZM14 60V59H13ZM42 60H43V57H42ZM118 60V59H117ZM24 61V60H23ZM40 61V60H39ZM42 62V61H41ZM44 62V61H43ZM83 59L77 63V60H76V63L78 65H72L70 68L67 67L68 71H73L75 74H77L78 70H81V67H84V64H83ZM244 62V61H243ZM106 63V62H105ZM113 63V62H112ZM115 63V61H114ZM235 63V62H233ZM242 63V62H241ZM258 63V62H257ZM50 64V63H49ZM111 64V63H110ZM116 64H119V63H116ZM231 64V63H229ZM245 64V63H244ZM261 64V63H260ZM263 64H264V61H263ZM226 65V64H224ZM236 65V64H235ZM246 65V64H245ZM184 66V65H183ZM187 66V65H185ZM211 66V65H210ZM220 66V65H219ZM248 66V65H247ZM252 66V65H250ZM78 67V70L74 71V69ZM188 67V66H187ZM190 67V65H189ZM201 67V66H200ZM207 67V66H205ZM214 66H211V67H208V68H213ZM218 67V66H217ZM62 68V67H61ZM181 68V67H180ZM183 68V67H182ZM196 68V67H195ZM199 68V67H198ZM203 68V66H202ZM215 68V67H214ZM219 68V67H218ZM62 69H65V68H62ZM77 69V68H76ZM61 70V69H59ZM167 70L168 72V69H165ZM30 70H27L25 71V73H27L26 75H31V74H34L36 76V78H33V79H29L30 77H27L25 78L23 82L25 85L23 88H20V90H24L25 89H30L29 92H24L22 94H17V93H13L14 92V88H10L9 84H13L11 81L7 80L8 83L7 85H1L0 86V105H4V104H15V103H18L19 101L21 102H26V101H29V100H33V99H39V98H43V97H47V96H51L52 94H55V93H52V92H48V91H44L40 88H38L36 86V81L40 78H42L43 76L47 79V75L43 74L42 72L40 71H37V72H34V71H30ZM171 71V70H169ZM4 72V71H3ZM165 72V71H164ZM173 72V71H172ZM72 73V72H71ZM73 73V74H74ZM80 73V72H79ZM143 73V72H142ZM166 73V72H165ZM160 74V72L158 73ZM122 75V74H121ZM136 75V74H135ZM138 75V74H137ZM136 75V76H137ZM14 76V75H13ZM109 76V75H108ZM108 76L102 80L99 79H96L94 81H91L89 82L90 86L91 85H101L105 82H107V84L110 82H114L113 78H108ZM116 76V75H115ZM114 76V77H115ZM118 76V75H117ZM133 76V75H132ZM135 76V78H136ZM139 76V75H138ZM138 76L136 79H138ZM145 76V75H143ZM155 76V75H154ZM152 76V77H154ZM157 76V75H156ZM43 77V78H44ZM58 77H61V76H58ZM57 77V78H58ZM65 77V76H64ZM68 77V76H67ZM71 77V76H70ZM80 77V76H79ZM110 77H113L112 74H110ZM42 78V79H43ZM62 78V77H61ZM72 78V77H71ZM82 78L81 77V81H82ZM134 78V77H133ZM10 79V78H9ZM59 79V78H58ZM79 79L78 78V81L79 82ZM85 79V78H84ZM124 80H129L130 78L128 77H125L123 78ZM132 79V78H131ZM135 79V80H136ZM150 79V78H149ZM148 79V80H149ZM153 80V78H151ZM160 79V78H159ZM158 79V80H159ZM4 80V79H3ZM89 80V79H88ZM134 80V81H135ZM139 80H140V77H139ZM138 80V81H139ZM1 81V80H0ZM5 81V80H4ZM56 77L55 79L51 80V79H47L46 80V84L48 83H51V84H56ZM74 81V80H73ZM86 81V80H85ZM132 81V80H130ZM129 81V83H130ZM143 81H144V77H143ZM155 81V80H154ZM75 82V81H74ZM259 82V81H257ZM261 82V81H260ZM44 83V82H43ZM83 83V82H82ZM136 83V82H135ZM147 83H150V82H147ZM145 82V84H147ZM4 84V83H3ZM74 85H76L75 83H73ZM106 84V85H107ZM112 84V83H111ZM126 84V83H125ZM139 85V82L136 83ZM22 85V84H21ZM50 85V84H49ZM60 85V84H59ZM83 85V84H82ZM135 85V84H134ZM137 85V86H138ZM149 85H152V84H149ZM13 86V85H12ZM55 86V85H54ZM115 86V85H114ZM139 86H145L146 85H139ZM153 86V85H152ZM151 86V87H152ZM206 86V85H205ZM40 87V86H39ZM78 87V86H77ZM83 87V86H82ZM92 87V86H91ZM103 87V86H102ZM257 87V86H256ZM64 88V87H63ZM97 88V86H96ZM105 88V86H104ZM126 88V87H125ZM129 88V87H128ZM139 88V87H138ZM144 88V87H142ZM49 89H50V86H49ZM71 89V88H70ZM72 89H73V86H72ZM71 89V90H72ZM78 89V88H77ZM82 88H80L81 90ZM84 89V88H83ZM82 89V90H83ZM120 89V88H119ZM118 89V90H119ZM122 89V88H121ZM141 89V88H139ZM138 89V90H139ZM74 90V89H73ZM212 90V89H211ZM237 90V89H236ZM257 90H258V87H257ZM65 91V90H64ZM67 91H68V88H67ZM70 91V90H69ZM255 91V89H254ZM80 92V91H79ZM132 92V91H131ZM253 92V91H252ZM259 92V90H258ZM27 93V94H26ZM29 93V94H28ZM136 93V92H135ZM138 94V93H137ZM252 94V93H251ZM256 94V93H255ZM259 94V93H258ZM264 94V93H263ZM262 96V94H261ZM249 97V96H247ZM250 97H256L255 95L253 96V94L250 96ZM258 98V97H257ZM260 98V97H259ZM264 99V97H262ZM100 98H97L94 100V103H98ZM241 99V98H239ZM251 98H249L250 100ZM248 100V101H249ZM255 100V99H253ZM259 100V99H258ZM256 99V101H258ZM262 100V99H261ZM244 101V100H243ZM247 101V100H246ZM252 101V100H251ZM250 101V102H251ZM263 101V100H262ZM156 102H159L156 98H154L153 100L150 101V99L148 98H144V99H141V100H138L136 102V105L135 107L137 108L138 112L141 113V122L136 120V119H128V117H126L127 115V111L125 110V108L123 107H119L118 109L117 108H113L112 110L109 111V121H102V120H98V125H97V128L91 126L89 129H87V131L82 135V130L81 129V126L83 127V124H86V123H91V121H93V118L89 117V115H84L83 113L80 114L79 116L75 115L72 108H71V105H63L61 107H58L56 108V110H54L52 112V114H50L47 118H41V121H47L49 124L47 125L48 127L47 128H44L43 130V133L41 134V136H50V135H53L55 133H58L59 131L61 130H64V129H67L69 130L68 132V135L66 136V141L67 143L64 145V149L65 150H62L64 151V153H67L66 155H68L67 157H64L63 160H61V164L58 163L59 161H57L56 163L53 164L54 167H52V172H48L49 170H44V171H39L41 169V166L43 164H40V168H38V165L36 164H33L35 162H27L28 159H31V157L34 159V155H32L30 151L29 153V145H25V139H22V141H24V145L25 147H23L22 143H17V142H13V143H6L5 146L3 147V151H1V153L3 154V156H1L0 158V161H4V163H7V169H4V171H0V198L2 196H4L6 199L10 198L11 200L12 199H15V200H18V204L17 205V210L19 212H23V216L25 215V218H26V214H28L29 217H33V218H40V220H46L47 223L48 221L51 219V218H54L53 220L54 221H51L49 223H52V222H55V224L57 225V227L59 228L58 230H55V231H51L50 234H49V229L48 231H46V235H47V232L49 235H51L52 233H54L55 235H60V238L61 236H64L65 238H70L72 239L70 242H72L73 240H77V244L74 243L76 241H74V245H77L79 246V244L82 242L83 244L85 243L86 245L87 244H94V245H97V247L99 246L100 248L104 249L103 247H105V249L108 248V250L112 251L113 253L115 252H119V255H121L120 253H125L127 254L126 256L129 257L130 255L132 256H137L139 257V259H142L144 261L142 262H147V260L145 259L146 256H150V258H152L151 260L154 261L155 264H205L206 263V259L203 261L200 259V255L198 252H196L197 248L200 247L202 248V246L199 242V244L197 242H193L194 245L190 246V242H187V241H190L189 239V232L191 233V235H195L197 234L198 231H201V230H209L210 232V229H207L208 227L207 226H210L212 224L213 221L209 220L207 218V221L211 222V224L208 222V225H207V222L205 223V220H206V217H205V212H208L210 210V206L213 205L214 202L218 201L216 204H219L218 207H220V200L217 199V195L218 193L216 194V200L212 201V205H209V201H211L210 199H212V194H213V191L215 189V185L216 183H219L220 181H223L224 179L227 178V176H232L234 177L233 175H235V171H237V169H235L233 167V159L231 161V166L230 167H227L225 166V164L223 163V161L227 160L229 157L227 155H224L222 157V159L218 160V159H215V155H214V159L215 160H212L211 158V161H209L208 159H206L205 157L204 158H199V156H203V153H201V155L198 154V149L196 150L197 152V156L196 155V152H192V149L185 144V142H187V140L184 138L190 133V132H195L196 134H199V133H202L203 131L200 130L199 128L197 127H177L178 124L176 125V128H179L177 131L171 133V132H168V134H164L165 131V123L166 122H163L161 121L159 118H160V115H162V111L161 109L157 108L155 105H153L152 103H156ZM230 100L228 101V104H229ZM233 102H239L238 100V97L236 96L235 97V100H233ZM248 102V103H250ZM255 102V101H254ZM225 103H227V98L225 99ZM231 103V102H230ZM260 104V103H259ZM36 106V104H34ZM230 105V104H229ZM252 105V104H251ZM262 105V104H261ZM29 106V105H28ZM34 106V107H35ZM248 105H246L247 107ZM263 106V105H262ZM252 107V106H251ZM1 108V107H0ZM12 108V107H11ZM37 108V106H36ZM34 108V109H36ZM243 108V107H242ZM249 108V106H248ZM246 108V109H248ZM253 108V114L254 117L252 118V120L249 122L251 126H253L255 129L261 125H264V111H260L259 110V107L258 105H255L252 107ZM263 108V107H262ZM5 108H2L1 112H3ZM14 109V108H13ZM196 109V108H195ZM245 109V110H246ZM264 109V108H263ZM10 110V109H9ZM190 110V109H189ZM249 110V109H248ZM251 110V109H250ZM247 111V110H246ZM5 112V111H4ZM191 112V110H190ZM217 112V111H216ZM248 112V111H247ZM246 112V113H247ZM32 113V112H31ZM37 113V111H36ZM178 113V112H177ZM188 114V111L186 112ZM245 113V112H244ZM250 113V112H249ZM13 114V112L11 113ZM15 114V113H14ZM184 115V114H181V115H184V116H187ZM214 114V113H213ZM6 115V114H5ZM4 115V116H5ZM24 115V114H23ZM33 115V114H32ZM34 115H36L34 113ZM179 115V114H177ZM176 115V116H177ZM180 115V117H181ZM191 115V113H190ZM240 115V114H239ZM238 115V116H239ZM248 115V114H247ZM12 116V115H11ZM125 116L126 117V122L125 124H122L119 122V117H123ZM183 116V117H184ZM215 116V115H214ZM245 116V115H244ZM249 116V115H248ZM34 117V116H33ZM36 117V116H35ZM34 117V118H35ZM208 117V116H207ZM216 117V116H215ZM240 117V116H239ZM241 117H242V112H241ZM240 117V118H241ZM5 118V117H4ZM59 118H62L61 120ZM112 118V119H111ZM178 118V117H177ZM186 118V117H184ZM199 118V117H198ZM244 118V117H243ZM36 119V118H35ZM174 119V118H173ZM188 119V118H187ZM200 119L202 121L205 122L206 119V115L205 113L203 112L200 116ZM5 120V119H4ZM4 120L2 121L3 124H4ZM184 119L182 118L181 121H183ZM196 120V119H195ZM209 120V119H208ZM207 120V121H208ZM212 120V119H211ZM217 120V119H216ZM239 120H242V119H239ZM9 121V120H8ZM14 122V120H12ZM40 121V122H41ZM137 123H135V122ZM172 121V120H171ZM207 121L205 123H207ZM244 122L246 120H243ZM23 122V121H21ZM32 123L34 121H31ZM36 122V121H35ZM35 122H34V125H31V126H36L35 125ZM61 122V123H59ZM161 122V123H160ZM177 122V120H176ZM184 122V121H183ZM187 122V121H186ZM190 122V121H189ZM199 122V121H198ZM211 122V121H210ZM238 122V121H236ZM235 122V123H236ZM59 123V124H58ZM141 123H143V125H148L149 127L150 126H153V125H162V127H160L164 133L161 132V134H156L158 131H155V135L157 137L154 138V140H146L144 137L142 136H139V135H134L133 136V132H137V130H139L140 126H141ZM229 123V121H228ZM234 123V124H235ZM239 123V122H238ZM135 124V125H133ZM185 124V122H184ZM183 124V125H184ZM200 124V123H198ZM218 124V123H217ZM231 124V123H230ZM237 124V123H236ZM244 123H242L243 125ZM5 125V124H4ZM182 125V124H181ZM209 125V124H208ZM206 125V126H208ZM233 125V124H231ZM136 126L137 130L136 129H133V127ZM148 126L146 128H148ZM164 126V127H163ZM204 126V125H203ZM211 123L209 125V127H211ZM236 126V125H234ZM26 127L28 128V126L26 125ZM24 128V131H26L27 128ZM215 127V125H214ZM213 127V128H214ZM221 127V126H220ZM4 128V127H3ZM16 128V127H15ZM34 128V127H32ZM31 128V129H32ZM139 128V129H138ZM168 128V126L166 127ZM181 128V129H180ZM212 128V129H213ZM11 129V128H10ZM31 129L28 130L31 132ZM35 129V128H34ZM32 129V130H34ZM159 129V128H158ZM204 129V128H203ZM207 129V128H206ZM210 128H208L209 130ZM216 129V128H215ZM4 130V129H3ZM99 131L101 133V136H93L95 133L94 131ZM149 130V129H148ZM147 130V131H148ZM171 130V129H170ZM176 130V129H175ZM227 130V132L225 133V137L230 141L231 140V146H229V143H220L219 145L217 144V150H219L220 152L221 151H227L228 149H230L231 151V155H235L237 154L238 150L241 148V146L244 145V142L241 141L240 137H238V130ZM9 130H6V132H8ZM16 133L17 130H15ZM14 131V132H15ZM84 131V130H83ZM172 131V130H171ZM202 131V132H201ZM206 131V130H205ZM12 132H13V129H12ZM13 132V133H14ZM208 132V131H207ZM229 132V133H228ZM231 132V133H230ZM264 132V131H263ZM263 132H262V135H263ZM11 133V132H10ZM25 132H23L24 134ZM27 133V132H26ZM29 133V132H28ZM27 133V134H28ZM32 133V132H31ZM29 133V134H31ZM94 133V134H93ZM120 134V135H116V134ZM145 133V132H144ZM149 133V131H148ZM160 133V132H158ZM167 133V131H166ZM204 133V132H203ZM21 131H20V135H21ZM147 134V133H146ZM150 135L152 133H149ZM211 134V133H210ZM250 134V133H249ZM36 135V134H34ZM201 137H202V134H200ZM212 135V134H211ZM261 135V137H262ZM26 137V134L23 135ZM22 136V137H23ZM84 137V138H83ZM152 137V136H150ZM213 137V136H212ZM27 141H28V135H27ZM64 138V136H63ZM82 139V142L84 141H87L86 145L87 144H90L91 141L95 142V141H104L105 139H113V145L112 148L116 151H124L126 150V153L123 157L119 158L118 156V159L115 161V162H112L109 163L110 164V168H108L105 172H101V173H96V181H95V185H98L99 188L97 189V191H89L88 188H90L92 185H89V182H82L81 184L76 183V181L73 182L70 181V182H62L61 181V178H62V174H66L65 172H63V169L60 170V168L62 167H68L71 162H73L72 164H76L74 165L75 168L77 166V169H78V166L83 167L84 165L88 164L89 165V162H92L90 161L92 158H90V155L91 153L86 150L85 151V148H83V146L79 145L78 143H76L77 145H74L73 149L71 148L70 144H69V141H72L73 139ZM189 138V137H188ZM210 138V137H209ZM208 138V139H209ZM215 138V136H214ZM31 139V138H30ZM34 138H32L31 140H33ZM91 139V140H90ZM213 139V138H212ZM218 139V138H217ZM217 139H213L214 140H217ZM30 140V141H31ZM35 140V139H34ZM33 140V141H34ZM39 140V138H38ZM200 140V138H199ZM35 142V141H34ZM65 142V140L63 141ZM74 142V141H73ZM80 142V141H79ZM204 141H202V144H203ZM217 142V141H216ZM264 142V141H262ZM102 143V142H101ZM109 143V141H108ZM111 143V142H110ZM192 142H190L191 144ZM208 143V142H207ZM207 143H206V146H207ZM218 143V142H217ZM4 144V143H2ZM29 144V143H28ZM31 144V142H30ZM32 144H34L32 142ZM83 144V143H81ZM85 144V143H84ZM54 145V144H53ZM85 145V146H86ZM106 145V144H105ZM192 145L195 146V144L192 143ZM191 145V146H192ZM197 146H201L199 143L196 144ZM213 145V143L211 144ZM264 145V144H263ZM28 146V147H27ZM32 145H30L31 147ZM84 146V147H85ZM95 146V145H94ZM196 146V147H197ZM205 145L203 146L204 148L206 147ZM7 147H19L18 149L19 150V153L20 154L18 157H17V160L16 159H13L14 156L12 157L11 155V151L8 149L7 150ZM55 147V146H54ZM79 147L81 148L82 147V150L79 149ZM202 147V149H203ZM208 147V146H207ZM207 147L205 149H207ZM48 148V146H47ZM100 148V147H99ZM193 148V147H192ZM199 148V147H198ZM209 148V147H208ZM61 149V148H60ZM63 149V147H62ZM107 149V148H106ZM196 149V148H195ZM194 149V150H195ZM201 149V150H202ZM203 149V150H205ZM17 150V149H15ZM35 150V149H34ZM54 150V149H53ZM193 150V151H194ZM200 150V148H199ZM109 151V150H108ZM207 151V150H206ZM237 151V152H236ZM246 151H248V149L246 148ZM61 152V151H60ZM202 152V151H201ZM204 152V151H203ZM208 152V151H207ZM205 152V153H207ZM16 153V152H15ZM195 153V154H193ZM204 153V155H205ZM209 153V152H208ZM212 152H210L211 154ZM13 154V153H12ZM213 154V153H212ZM210 155V156H213V155ZM216 154V153H215ZM222 154V152H221ZM14 155V154H13ZM17 155V153H16ZM40 155V154H39ZM112 155V154H111ZM95 156V155H94ZM201 156V157H202ZM206 156V155H205ZM236 156V155H235ZM37 157V155L35 156ZM113 157V156H112ZM207 157H208V154H207ZM5 160H4V159ZM96 160L94 159V161H99V159H97V157L95 156ZM105 158V156H104ZM209 158V157H208ZM256 158V157H255ZM260 162L258 164V173H259V180L257 182L258 184V188L261 190L262 194H263V198H264V151L260 153ZM36 159V158H35ZM34 159V160H35ZM42 159V157H41ZM47 159V158H46ZM103 162V159L100 158ZM114 159V158H113ZM141 160V163H139L137 165V169H142L144 168L145 166H151L154 170L153 174L152 175H149V176H146L142 179H140V181H138L137 179H133L129 174H120V173H117L114 171V169H123L124 171V168H129V165L130 163H133L134 161L133 160ZM203 159H206L208 160V162H204L205 160ZM93 160V159H92ZM137 160V161H138ZM24 161L26 163H24ZM36 161V160H35ZM39 160H37L36 162H38ZM97 161V162H98ZM99 161V162H100ZM204 162V164H202V162ZM222 161V162H221ZM24 163L23 165L20 166L19 163ZM44 162V161H43ZM46 162V165L43 166L44 167H47V160L45 161ZM18 163V165H17ZM92 163H96V162H92ZM91 163V164H92ZM101 163V162H100ZM135 163V162H134ZM49 164H51V162H49ZM71 164V165H72ZM104 165H106L104 162H103ZM57 167H56V166ZM98 165V163H97ZM22 167L20 168L19 170H14L15 167ZM109 167V165H106ZM134 166V165H133ZM5 168V167H4ZM136 168V167H135ZM133 169V168H132ZM8 170H14V174L17 175V177L15 178L13 175V173L11 174V177H14L15 181L11 180L10 179H7L5 174H8ZM66 171V168L64 169ZM127 169H125L126 171ZM129 170V169H128ZM135 170V169H134ZM134 170H131L130 172L132 173V171ZM124 171V172H125ZM137 171V170H136ZM135 172V171H134ZM136 173V172H135ZM134 174V173H133ZM132 174V175H133ZM143 174V173H142ZM145 174V173H144ZM138 175V174H136ZM139 176V175H138ZM67 177V176H66ZM65 177V178H66ZM81 177V176H80ZM137 177V176H136ZM68 179L70 177H67ZM71 179V178H70ZM83 179V178H82ZM67 180V179H66ZM75 180V179H74ZM68 181V180H67ZM82 181V180H80ZM233 184V183H232ZM233 187H234V184H233ZM94 188V187H93ZM223 189V188H222ZM259 190V191H260ZM239 191V190H238ZM236 192V191H234ZM250 192L249 190L247 191V193ZM260 193V192H259ZM245 194V193H244ZM243 194V195H244ZM229 195V194H228ZM233 195V193H232ZM219 196V195H218ZM242 196V195H241ZM259 196V195H257ZM226 197V196H225ZM230 197V195H229ZM238 197V196H236ZM235 197V198H236ZM231 198V197H230ZM239 198V197H238ZM245 198V196H244ZM261 198V197H260ZM215 199V198H214ZM220 199V198H219ZM242 199V197H241ZM259 199V198H258ZM257 199V200H258ZM213 200V199H212ZM225 200H231V199H225ZM225 200H222L223 202ZM234 200H239L238 203H242L243 200L240 201V198L239 199H233V203ZM245 200H247L245 198ZM250 200V199H249ZM253 200V199H252ZM264 201V200H263ZM34 205V206H30L29 207H26L24 206V204H31ZM220 202V203H219ZM248 202V200H247ZM251 202V201H250ZM254 204L258 203V202H255L253 200ZM7 203V202H6ZM225 203V202H224ZM223 203V204H224ZM228 203V202H226ZM229 203H232V201ZM228 203V204H229ZM237 203V202H236ZM240 203V204H241ZM209 205V210L208 211H203L206 209V205ZM223 204L221 206H223ZM227 204V205H228ZM253 204V205H254ZM262 204V202H261ZM227 205H224L226 206L225 210L227 209ZM230 205V204H229ZM234 207H236L237 205L239 206L238 208H240V211H241V205L237 204H233ZM244 205V203H243ZM257 205V204H256ZM217 208V206L214 205L212 206V208ZM223 206V208H224ZM248 206H249V202H248ZM252 206V205H251ZM263 206V205H262ZM262 206H260L262 208ZM230 207H233L232 204ZM250 207V206H249ZM248 207V208H249ZM251 208V207H250ZM254 211L256 210V207H254ZM259 208V207H258ZM257 208V209H258ZM264 208V207H263ZM262 208V209H263ZM9 209V208H8ZM219 209V208H218ZM230 209V208H229ZM233 209V208H232ZM232 209L230 210L232 212ZM236 209V208H235ZM243 210L246 209V208H242ZM261 209V210H262ZM132 210H136L137 211V214L135 216V222L136 223H133V224H130L129 222L126 221L127 218H130L132 217L130 213H132ZM213 210L214 209H211L212 213H213ZM224 210V209H222ZM222 210L218 211V213L222 212ZM239 210V209H238ZM237 210V211H238ZM253 210V209H252ZM209 211V212H211ZM227 211V210H226ZM236 211V210H234ZM237 211L235 213H237ZM251 211V209H250ZM258 211V210H256ZM255 211V213H256ZM263 211V210H262ZM261 211V212H262ZM13 212V211H12ZM199 212V213H197ZM208 212V213H209ZM216 212V213H217ZM230 212V213H231ZM242 212V211H241ZM239 212V213H241ZM246 210H244V213L243 214H246L245 213ZM260 212V211H258ZM260 212V213H261ZM8 213V212H7ZM6 213V214H7ZM197 213V214H196ZM215 211H214V214L216 215ZM217 213V214H218ZM224 214V216H227L228 212H225L224 211L222 212ZM220 214V216H222L223 214ZM22 214V213H21ZM213 214V216H214ZM234 214V212H233ZM248 214V212H247ZM246 214V216H247ZM3 215V214H1ZM0 215V216H1ZM212 216V214H210ZM219 215V214H218ZM217 215V221L215 220L216 219V216H214V220L218 223H229L228 220H232L233 217H236V215H234L232 218L230 219H226V218H229V217H225L224 219H226V221L223 220V222H221V217L219 218ZM232 215V213L230 214ZM241 215V214H240ZM252 215V214H250ZM254 215V214H253ZM210 218H213V216ZM223 216V217H224ZM229 216V215H228ZM238 216V215H237ZM242 216V215H241ZM241 216H240V219H241ZM255 216H257V214H255ZM263 218H264V212L262 213L261 215ZM2 217V220H3V216ZM0 217V218H1ZM5 217V216H4ZM7 217V216H6ZM209 217V216H208ZM231 217V216H230ZM245 217V216H244ZM242 217V220L241 222L243 221V224H245V222L247 221L246 218ZM249 217V216H247ZM260 217V216H259ZM32 218V220H33ZM244 218V219H243ZM6 219V218H5ZM4 219V220H5ZM28 219V217L26 218ZM234 219V218H233ZM237 219V218H236ZM239 219V220H240ZM246 219V221L244 222V220ZM249 219V218H248ZM253 219V218H251ZM256 219V217H255ZM1 220V219H0ZM1 220V221H2ZM4 220L1 224L0 222V226H4ZM13 220V219H12ZM11 220V221H12ZM238 220V221H239ZM7 223H10L8 222L7 220H5ZM21 220H19L20 222ZM34 221V220H33ZM117 221H120L119 223ZM154 221L152 225V222ZM220 221V222H219ZM235 221V219H234ZM232 221V222H234ZM253 221H255L253 219ZM5 222V223H6ZM18 222V223H19ZM28 223V221H26ZM37 222V221H36ZM35 222V223H36ZM41 222H45V221H41ZM40 222V223H41ZM72 222H74V225H72ZM147 222V224H146ZM231 222V221H230ZM237 222V221H236ZM252 221L250 220L249 222L247 221L246 223H251ZM259 222V221H258ZM6 223V224H7ZM12 224L14 222H11ZM16 223V224H18ZM22 223V222H20ZM34 223V224H35ZM39 223V222H37ZM46 223V224H47ZM78 223V225L76 224ZM132 223V222H131ZM215 222H213L212 225H215L214 224ZM240 223V222H239ZM239 223H237V225H239ZM254 223V222H252ZM252 223L250 224L252 226ZM264 223V221H263ZM5 224V225H6ZM23 224V223H22ZM25 224V222H24ZM33 224V225H34ZM43 224V223H42ZM54 224V223H52ZM69 224H71L69 226ZM210 224V225H209ZM220 224V225H221ZM231 226L233 223H230ZM229 224V225H230ZM21 224H19L20 226ZM28 225H31L30 223L27 224V227L25 225V228H24V225H23V231L24 232L26 230V228H28L29 230H31L30 228H33V226H28ZM190 225L191 228H189V232L187 229V226ZM204 225H207V226H204ZM219 225V224H218ZM217 225V226H218ZM229 225L227 227H229ZM236 225V226H237ZM249 225V226H250ZM255 226H258L257 228H255V230H257L259 228V224L257 223V219H256V223L254 224ZM13 226H16L15 223ZM18 226V227H19ZM35 226V229H36V226L38 225H34ZM223 226V224L221 225ZM230 226V227H231ZM235 226V225H234ZM235 226V227H236ZM240 226V225H239ZM243 226V225H242ZM246 226V225H245ZM247 225V227H244V228H248L249 227ZM264 226V225H262ZM5 227V226H4ZM6 227H10L7 226ZM22 227V225H21ZM30 227V228H29ZM68 227H71V229H67ZM76 229H75V228ZM161 227H165L164 229ZM214 228V226H212ZM225 227V226H224ZM224 227H218L219 229L221 228H224ZM229 227V228H230ZM254 227V226H252ZM251 227V228H252ZM11 228V227H10ZM14 228H17L14 227ZM20 228V227H19ZM17 228V229H19ZM211 228V226H210ZM232 228V227H231ZM230 228V229H231ZM238 228V227H237ZM236 228V229H237ZM5 229V228H4ZM16 229V230H17ZM42 228H40L41 230ZM184 229V230H183ZM233 229H235L233 227ZM233 229H231L233 231ZM239 229L242 230V228L239 227ZM21 231V228L19 229ZM28 230V231H29ZM32 230L31 234H29L30 236L34 234V231ZM38 230V229H37ZM184 231V235L183 234H179L177 235V232H181V231ZM218 230V229H217ZM231 231L227 228H224L223 231ZM247 230V229H246ZM252 230V229H251ZM254 230V229H253ZM252 230V231H253ZM262 230V229H261ZM261 230H257L259 231V233H261ZM3 231V230H2ZM7 231V230H6ZM27 231V230H26ZM25 233H29L28 231ZM39 231V230H38ZM43 230V233L45 232ZM197 231V232H196ZM219 231V230H218ZM221 230V232H223ZM231 231V232H232ZM244 231V229H243ZM252 231L250 232V234H252ZM256 231V232H257ZM10 232V231H9ZM36 232V231H35ZM107 232V233H106ZM207 233V231H205ZM208 232V233H209ZM215 231H213V234H214ZM220 232V231H219ZM233 232H236L237 231H233ZM242 235H244L245 233L240 231ZM247 232V231H246ZM262 232H264L262 230ZM33 233V234H32ZM37 233V232H36ZM42 233V231H41ZM105 233L108 234V233H111L109 236V238L105 237ZM218 233V232H217ZM225 233V232H224ZM222 233V236L223 234ZM229 232H227L228 234ZM244 233V234H243ZM259 233L256 234L259 236ZM15 234V233H14ZM23 234V233H22ZM45 234V233H44ZM44 234H41L42 236L45 237ZM171 234V238L170 239L168 236ZM212 234V235H213ZM221 234V233H220ZM232 233H229V235H231ZM248 234V233H247ZM246 234V235H247ZM7 235V234H6ZM19 235V233H18ZM36 236L35 237H38V235L40 234H35ZM48 235V236H49ZM215 235V234H214ZM228 235V236H229ZM233 235V234H232ZM231 235V236H232ZM245 235V236H246ZM253 235L255 236V234L253 233ZM252 235V236H253ZM263 235V234H262ZM12 236V235H11ZM25 236V235H24ZM47 236V237H48ZM52 236V235H51ZM117 236H120L121 237V242H117ZM226 236V234H225ZM235 236H237L235 234ZM241 236V235H240ZM239 234H238V237H236L237 239L240 238ZM249 236V234H248ZM247 236V237H248ZM250 236V237H252ZM253 236V238H254ZM256 236V239L257 237ZM21 237V235H20ZM26 237V236H25ZM54 237V236H53ZM52 237V238H53ZM57 237V236H55ZM101 239L102 242H105V243H109V244H104L103 247H101V242H94L95 240L94 239H97V238ZM113 237V239H112ZM116 237V238H115ZM133 237H137V241L133 240L132 238ZM215 237H217L215 235ZM219 237H221V235H219ZM227 237V236H226ZM234 237V235H233ZM231 237V238H233ZM250 237H248L247 240L250 239ZM261 237V234L260 236ZM264 237V236H263ZM261 237V238H263ZM17 238V237H16ZM24 238V237H23ZM22 238V239H23ZM39 238H41L39 236ZM43 238V237H42ZM41 238V239H42ZM46 238V237H45ZM189 238V239H188ZM213 238V237H212ZM230 238V237H229ZM230 238V239H231ZM236 238H233L236 239ZM241 238H243V236H241ZM252 238V239H253ZM15 239V238H14ZM27 239V237H26ZM54 240H56L55 238H53ZM59 238H57V244L58 246L60 244L63 243V246H65L64 244L68 245L67 244V241H62V239L59 241L58 240ZM97 239V240H98ZM183 239H186V240H183ZM222 239V237H221ZM219 239V240H221ZM228 240V238H225ZM255 241H260L259 238L258 240ZM30 240V239H29ZM31 240H33L31 238ZM37 240V239H35ZM45 240V239H44ZM46 240H50V237H48V239L46 238ZM54 240H52L54 242ZM94 240V241H93ZM142 241L140 243H137L138 241ZM200 240V239H199ZM225 240V242L227 241ZM241 240V239H240ZM245 240V239H244ZM246 240V241H247ZM262 240V239H261ZM17 241L16 239L15 240H11V239H7V238H4V237H1L0 236V264H81V262L83 261L82 258L80 260L79 257H83L81 256L83 253L85 252H81L82 254H78L76 255V252H75V255L74 256H69L67 255L68 253L65 254V252H63L62 254L58 251L57 254H59L60 258H56L58 255L56 254L55 250H53V253H49V252H42L40 253L38 250H34L33 248L36 247L34 246L33 248L32 247H28V246H22V245H19L17 243L15 244H10L12 242H15ZM27 241V240H26ZM51 241V243H53ZM68 241V243L70 245H68L69 247L71 246V243ZM80 241V243L78 242ZM237 242V240H235ZM255 241L253 242V246L255 247H260L261 246V249H263V252H264V247L262 248V244L264 243H261V245H256L257 243H255ZM24 242V240H23ZM31 242V241H30ZM47 242V241H45ZM60 242V243H59ZM62 242V243H61ZM66 242V243H65ZM222 242V241H221ZM229 242V241H228ZM242 242V241H241ZM244 242V241H243ZM242 242V243H243ZM248 242V241H247ZM250 242H251V239H250ZM249 242V243H250ZM27 243V242H26ZM33 243V242H32ZM38 243V242H37ZM73 243H72V246H73ZM168 244L171 246V249H166L164 246H162V244ZM205 243V242H204ZM224 243V241H223ZM239 243V242H238ZM246 243V242H244ZM247 244L248 245L246 247L245 245V249H247L249 247V249H251V244ZM36 244V243H34ZM227 244V243H226ZM232 244V243H231ZM236 244V243H235ZM32 245V244H31ZM39 245V244H38ZM42 245V244H41ZM47 245V244H45ZM94 245H91V247L94 248ZM210 244H208L207 247H209ZM230 245V244H229ZM234 245V244H232ZM240 245V244H238ZM43 246V245H42ZM195 247V249H191L190 247ZM220 246V245H219ZM235 246V245H234ZM243 246V244H242ZM252 246V247H253ZM47 247V246H46ZM51 247V245H50ZM49 247V248H50ZM55 247V246H54ZM88 247V245H87ZM89 247V249L91 248ZM96 247V249H97ZM98 247L97 250H99L100 248ZM197 247V248H196ZM204 247V246H203ZM206 247V248H207ZM211 247V246H210ZM209 247V248H210ZM241 247V245L239 246V248ZM254 247V248H255ZM257 249H254V250H260V248ZM60 248V247H59ZM57 248V249H59ZM63 248V247H62ZM91 248V249H93ZM199 248V249H200ZM206 248L204 247L203 249L206 250ZM208 248V249H209ZM223 248V247H222ZM232 248V247H231ZM242 248V247H241ZM40 249V248H39ZM45 249V248H44ZM48 249V248H47ZM46 249V250H47ZM50 249H53V248H50ZM49 251H52L50 250ZM55 249V248H54ZM67 249V248H66ZM64 249V250H66ZM82 249V248H80ZM104 249V250H105ZM188 249V250H187ZM197 250V251H200V250ZM202 249V251H204ZM221 249V247H220ZM219 249V250H220ZM249 249H247L249 251ZM253 249V248H252ZM251 249V250H252ZM45 250V251H46ZM75 250V249H74ZM85 250V249H84ZM250 250V251H251ZM48 251V250H47ZM62 251V250H60ZM77 251V250H76ZM80 251V250H79ZM110 251H108L110 253ZM211 252V250H207L208 252V255L206 254L205 252V257L206 256H209V253ZM213 251V250H212ZM215 251V250H214ZM249 251V252H250ZM256 251H254V253H256ZM258 251V253L260 252ZM71 252V251H69ZM73 252V251H72ZM93 252V251H92ZM111 252V253H112ZM218 252V251H217ZM57 255H55V254ZM74 253V252H73ZM87 253V252H86ZM85 253V254H86ZM110 253V254H111ZM223 253H225V251H223ZM248 253V252H247ZM250 253H253L252 251ZM256 253V254H258ZM262 253V252H261ZM50 254H54L52 256L55 257V258H51ZM118 254V253H117ZM124 254V255H125ZM130 254V255H129ZM218 254H220L218 252ZM217 254V255H218ZM71 255V254H70ZM91 255V254H90ZM96 255V254H94ZM123 255V254H122ZM129 255V256H128ZM212 255V254H211ZM209 256L211 257L212 259L216 256L214 255L213 257L212 256ZM225 254H222V256H224ZM252 255V254H250ZM85 256V255H84ZM87 256H88V253H87ZM107 256V255H105ZM116 255L113 254V258L115 257ZM125 256V258H126ZM142 256V257H141ZM226 257L228 255H225ZM94 258H96L97 260V255L96 257L93 256ZM93 257L89 256L88 258H92V260L94 259ZM111 257V256H110ZM117 257V256H116ZM123 256H121L122 258ZM136 257V259H137ZM207 257V258H209ZM225 257V258H226ZM253 257V256H251ZM87 258V257H85ZM87 258V260H88ZM210 258V259H211ZM214 258V259H215ZM221 258V256H220ZM220 258H216L217 260L220 259ZM254 258V257H253ZM259 258V256H258ZM204 259V258H203ZM224 259V258H222ZM228 259V258H226ZM225 259V260H226ZM231 259V258H230ZM245 259V258H244ZM249 259V258H248ZM247 259V260H248ZM262 259V258H261ZM95 260V259H94ZM101 260V259H99ZM111 260V259H110ZM110 260L107 261L110 262ZM118 260V259H117ZM117 260H116V263H117ZM123 260V259H122ZM146 260V261H145ZM221 260V259H220ZM218 260V261H220ZM246 260V259H245ZM246 260V262H247ZM256 260V259H255ZM102 261V260H101ZM105 261V259H104ZM103 261V262H104ZM115 261V260H114ZM124 261V260H123ZM126 261V259H125ZM215 261V260H213ZM237 261V260H235ZM92 262V261H91ZM96 262V261H95ZM119 262V261H118ZM127 262V261H126ZM132 262V261H131ZM134 262V261H133ZM211 262V261H210ZM223 264L225 261H222ZM232 260L230 261L229 264H232L231 263ZM239 262V261H238ZM236 262V263H238ZM242 264L243 261H241ZM253 262H256L258 263L257 261H253ZM98 263V262H96ZM101 263V262H100ZM112 263V261H111ZM110 263V264H111ZM115 263V262H114ZM120 263V262H119ZM130 263V262H129ZM215 263V262H214ZM218 263V262H217ZM221 263V261H220ZM218 263V264H220ZM235 263V264H236ZM250 263V262H249ZM251 263H252V260H251ZM262 263V262H261ZM260 263V264H261ZM85 264V263H84ZM89 264H93V263H90ZM95 264V263H94ZM107 264V263H106ZM113 264V263H112ZM121 264V263H120ZM124 264V263H123ZM126 264V263H125ZM133 264V263H132ZM209 264V261L208 263ZM213 264V263H211ZM216 264V263H215ZM225 264H228V262ZM234 264V262H233ZM263 264V263H262Z\"/></svg>","mask_w":264,"mask_h":264}]
</instances>
